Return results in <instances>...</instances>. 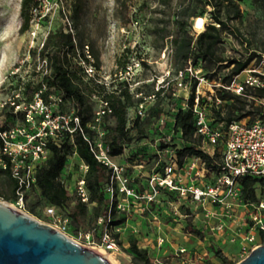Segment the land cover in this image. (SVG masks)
<instances>
[{
  "label": "rangeland",
  "instance_id": "374dc122",
  "mask_svg": "<svg viewBox=\"0 0 264 264\" xmlns=\"http://www.w3.org/2000/svg\"><path fill=\"white\" fill-rule=\"evenodd\" d=\"M37 1L38 7L32 10L31 27L22 34V0H0V126L7 119L8 111H3V106L13 98L20 99L15 112L24 110L27 112L26 118L29 117L28 125H22L21 121L17 123L26 134H43L44 128L52 126L60 112H64L63 115L68 118L72 117L73 106L70 103L59 105L56 94H52L54 101L47 111L36 106L35 102L31 105L25 103L19 90L22 84H38L47 74V65L37 54L48 33L62 26L65 30L71 29L75 36L76 48L69 57L73 64L81 66L83 70L75 75L73 82L90 94L93 110L98 111L99 100H102L99 87L104 86L107 92L128 89L135 99L137 95L146 98L144 119L150 118L149 130L163 132L137 139L126 147L122 156L115 159L117 164L124 167V175L137 184L135 196L118 191L115 199L116 212L112 218L125 220L122 226L113 229L116 239L124 248L123 253L108 252L98 245L100 228L96 229L95 238H88L87 234H76L70 226L68 236L85 247L111 254L109 261L112 264H134L133 257L127 251L129 242L134 239L138 240L140 248L148 251L152 264H181L177 258L181 249L187 250L183 256L187 259L203 256L200 264H223L218 260L217 252H222L232 264L245 259L251 252L241 255L240 246L231 240H239L238 234L248 232L251 223L247 209L238 208L231 213L232 218L214 216L207 219L201 204L192 199L179 204L177 194L167 191L159 192L154 196V202L147 209L144 208L147 205L145 196L151 193V178L161 176L170 156L176 155L182 148L180 135L169 132L178 110L192 94L196 80L195 92L206 96L217 94L222 85L217 78L223 80L234 67L229 62L246 60L252 52H256L258 57L252 60L250 67L264 72V0L240 3L241 19L232 22L222 35L219 54L228 62L212 69L210 74L216 76L214 80L204 77L200 58H192L185 64L175 60L172 41L180 30L178 13L184 0ZM210 11L212 9L208 8L203 16L206 18L205 30L213 23ZM187 30L194 39L205 31L195 29L194 18L189 20ZM87 50L90 57H87ZM88 70L92 72L88 73ZM235 78L239 82L243 74ZM162 87L165 92L161 95V101L158 97L149 99ZM159 111L163 117H157ZM135 114L133 108L128 117L129 128ZM105 123L106 127L110 126L109 121ZM105 128L99 126L98 129L106 132ZM81 164L77 156L70 157L62 175V183L71 192L83 176ZM3 181L4 177L0 174V183ZM115 185L119 190L120 184L116 182ZM263 189L264 185L261 184L253 188L254 203H257ZM0 202L10 203L57 230L67 218L66 213L43 203L36 205L34 215L1 197ZM220 218L226 221L227 227L224 231H212L211 227L219 224ZM193 230L200 231L204 238L192 233ZM161 239L164 240L162 244ZM260 243L264 245V241Z\"/></svg>",
  "mask_w": 264,
  "mask_h": 264
},
{
  "label": "trees",
  "instance_id": "16d2710c",
  "mask_svg": "<svg viewBox=\"0 0 264 264\" xmlns=\"http://www.w3.org/2000/svg\"><path fill=\"white\" fill-rule=\"evenodd\" d=\"M243 1L245 0H184L178 13L177 23L180 30L177 37L172 41L175 46V60L185 64L192 58H200L203 63L204 77L214 80L216 76L210 74L212 69L218 64L228 62L219 54L223 42L222 35L232 22L241 19L240 3ZM249 1L257 3L259 0ZM38 5L37 0H22L21 17L23 22L20 33L24 34L29 31L33 19L32 10ZM208 8L212 9L210 16L213 23L209 24L206 30L194 39L187 30L189 20L203 17ZM75 48V36L72 32H67L62 26L49 32L37 54L40 60L45 61L48 68L47 74L42 77L41 82L38 84H22L19 88L22 99L29 105L34 102L38 94L45 105L49 106L54 101L52 94H56L59 105L70 103L76 108L81 127L75 129L73 133L69 130H63L55 136L48 135L46 137L47 148L51 151V154L37 167L36 184L33 193H30L26 198L25 209L34 215H36V205L41 203L58 209L66 213L67 218L65 219L69 222L68 229L72 226L76 234L81 232L90 234L95 238V231L100 228L101 233L98 241L101 242L107 225L106 223L99 224L100 218H103L105 222L110 220L108 226L113 229L122 226L125 220H113L112 218V215L116 212V203L112 202L106 193L107 186L111 184L112 170L97 160L89 142L85 139V135L91 139L95 138L96 133L89 128V125L95 124L96 112L90 103V94L85 93L73 82L75 75L83 71L81 66L73 64L69 57L71 52L74 54ZM255 57H258L256 52H252L246 60L229 62L234 65L229 76L223 80L217 78L222 85L215 97L222 103L218 107L214 106L212 108L215 119L214 127L220 124L228 126L232 122L241 121L248 116L251 117V123L256 118L264 120L261 105H256L255 101L247 96L237 95L226 89L232 84L235 77L241 75L250 67ZM196 85L197 80L195 87ZM195 87L189 98L190 106L194 104L196 97ZM99 88L101 92L98 93L102 95V99L108 103L111 109V113L104 115L99 124V126L105 128V121L110 122V126L105 128L106 132L102 138L110 156H122L127 146L133 144L137 139L146 137L147 134H162L158 130H149L151 126L150 118L142 119L140 116H136L132 127H128L129 109L135 108L138 103L143 101V98L135 99L128 89L107 92L104 86ZM164 92L165 88L162 87L156 94L160 101ZM247 95L253 98H264V89L250 90ZM18 105H20V99L13 98L12 101L3 106V111L8 112L6 113L7 119L4 125L0 126V131L18 127V121H21L22 125H28L27 112L24 110L15 112V107ZM60 113L61 115L64 114V112ZM156 115L160 117L162 113L159 111ZM70 126L73 127L74 123L71 122ZM46 131L49 134V130ZM195 131L196 119L193 112L190 109L183 110V108H180L174 117L172 130L169 132L180 135L182 148L176 153L179 164L183 165L187 156H198L204 159L209 167L217 169L215 162L219 160L218 151L214 158L205 154L200 149L202 145L201 138H195L194 136ZM74 155L87 166L84 180L88 191V202H83L75 189L71 192L61 181L68 160ZM0 174L4 177V181L0 183V197L7 202L16 203L19 186L17 180L11 174L10 166L6 170L0 168ZM258 184L264 185V178L247 176L241 180L242 195L245 202L254 203L253 188ZM131 187L134 189L137 187L134 180ZM35 193H38V197L35 196ZM263 193L264 189L260 193L257 202L261 199ZM109 213H111V217ZM192 233L201 237V239L204 238L198 230H193ZM258 241H264L263 231L259 232ZM127 251L133 257L134 264H152L148 251L139 247L138 240H131ZM216 255L223 264H232L222 252H217Z\"/></svg>",
  "mask_w": 264,
  "mask_h": 264
},
{
  "label": "built area",
  "instance_id": "2783aa9c",
  "mask_svg": "<svg viewBox=\"0 0 264 264\" xmlns=\"http://www.w3.org/2000/svg\"><path fill=\"white\" fill-rule=\"evenodd\" d=\"M72 32V30H66ZM88 56L89 50L86 51ZM86 59V58H85ZM264 61V60H263ZM91 73L92 70H88ZM243 79L226 87L237 95L247 96L253 99L255 104L260 103L263 107L264 115V98H253L248 94L250 90L264 89V72L257 68L249 67L243 73ZM191 95V94H190ZM189 95V98H190ZM195 100L192 106L189 105V98L183 102V110L190 109L196 119L195 138H201L200 149L210 157L214 158L216 152L219 153V160L215 162L217 169L209 167L207 162L198 156H187L183 165L179 164L178 156L172 155L164 165L163 174L161 176H153L149 182L151 193L145 196L147 207L154 202V196L161 191L176 193L179 197V204L188 199L195 200L203 206L205 217L207 219L214 216L223 218H232L231 213L238 208L247 209L249 213V221L251 226L248 232L237 235L239 240L233 238L231 241L237 242L240 246L239 253L241 255L249 254L254 248L262 245L258 241L259 232H264V193L257 203H247L243 199L241 180L247 176L252 178H264V120L256 118L251 123V117L248 116L241 121H234L228 126L220 124L213 126L215 121L212 108L219 106L222 102L215 97V94L206 96L201 92H195ZM177 96V95H176ZM141 96L137 95V98ZM149 99H156V95L150 96ZM138 103L135 107V116L142 119L146 116L145 102ZM36 106L46 108L43 100L37 94L34 100ZM132 109H129L128 117ZM111 109L106 101L99 100V109L95 114V124H90L96 135L91 139L85 135V139L89 142L91 150L97 160L112 170L111 184L107 186L106 193L110 200L115 202L118 191L127 196H135V189L131 187L133 180L124 175V167L115 162L118 157L110 156L102 138L105 132H100L99 124L104 115L110 114ZM47 117H49L47 115ZM161 117H163L161 115ZM52 126H46L43 134H26L19 127L6 131H0V168L8 169L14 179L18 182L17 197L15 203L20 208H25L26 198L33 193L36 184V172L40 163L45 161L51 154L47 148L46 137L48 135L55 136L63 130H69L71 133L80 127V118L77 115L76 108L73 107L71 118L65 115H58ZM130 121V119H129ZM29 123V117L27 118ZM74 126L71 127L70 123ZM163 125V118L160 119ZM49 130L47 134L46 130ZM163 134V132L159 131ZM170 134H174L171 132ZM81 168L83 176L76 184V192L81 196L83 202H88V191L85 186L84 175L87 166L82 162ZM210 179V180H209ZM119 183V190L115 184ZM117 188V189H116ZM38 195V193H35ZM21 211V210H20ZM111 217V213H109ZM219 219V224L212 226V231H224L227 227L226 221ZM99 224L107 225L101 242L98 245L108 252L123 253L124 248L115 238L114 230L109 227L110 220L105 222L103 218L98 221ZM69 222L65 219L59 231L68 235ZM119 231V229H118ZM92 235L87 234L88 238ZM164 242L160 240V244ZM177 258L181 264H200L204 257L197 255L194 260L184 258L186 249L179 250Z\"/></svg>",
  "mask_w": 264,
  "mask_h": 264
},
{
  "label": "water",
  "instance_id": "95a60500",
  "mask_svg": "<svg viewBox=\"0 0 264 264\" xmlns=\"http://www.w3.org/2000/svg\"><path fill=\"white\" fill-rule=\"evenodd\" d=\"M0 264H112L59 230L0 202ZM238 264H264V245Z\"/></svg>",
  "mask_w": 264,
  "mask_h": 264
},
{
  "label": "bare ground",
  "instance_id": "6f19581e",
  "mask_svg": "<svg viewBox=\"0 0 264 264\" xmlns=\"http://www.w3.org/2000/svg\"><path fill=\"white\" fill-rule=\"evenodd\" d=\"M205 26H206V18L205 17H198L194 19V27L197 31H204L205 30ZM8 205L12 206L10 203H7ZM100 254H102L103 256H105L108 260L111 261V254L102 251V250H98L96 249Z\"/></svg>",
  "mask_w": 264,
  "mask_h": 264
}]
</instances>
